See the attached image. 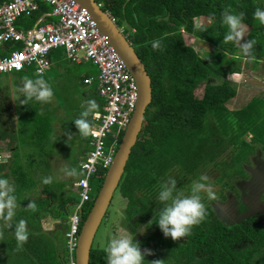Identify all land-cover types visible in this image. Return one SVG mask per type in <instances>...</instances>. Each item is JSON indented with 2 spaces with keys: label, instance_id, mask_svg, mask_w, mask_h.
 Returning a JSON list of instances; mask_svg holds the SVG:
<instances>
[{
  "label": "trees",
  "instance_id": "1",
  "mask_svg": "<svg viewBox=\"0 0 264 264\" xmlns=\"http://www.w3.org/2000/svg\"><path fill=\"white\" fill-rule=\"evenodd\" d=\"M96 2L115 19L118 28H123V35H126L151 78V103L146 109L141 132L119 182L121 195L126 200L125 212L128 219L132 213L133 202L138 198L136 194L147 192L155 180H162L167 172L173 170L171 167L174 164H180L182 169L185 167L192 170L212 159L215 154L210 157L212 153L207 152L205 157L203 150L205 147H213L214 151L223 143L220 131L228 129L227 134L234 136L235 141L231 139L232 144L237 138L251 135L248 143L241 142L236 160H247V156L253 153L256 146L264 151V99L252 98L242 110L237 105H233L234 110L227 107L230 101L237 103L234 100L237 95L235 86L228 77L242 71L241 59L245 56L238 52L241 49L235 42H224L228 29L222 23V13L226 8H231L233 14H244L243 23L248 30L246 41H256L252 50L256 59H246L251 62V68L256 70L261 62L264 63V25L253 19L255 9L263 7L256 0ZM50 11L47 4L39 1L38 9L28 17H20L16 26L22 29L32 28L43 14ZM203 18L210 23L197 25L196 21ZM51 20L52 16L49 22ZM184 35H191L209 47L206 59L185 43ZM157 39L161 40L162 51L153 50L151 46L150 42ZM48 58L51 63L49 70L59 72L57 78L69 76L72 67L88 63L70 64L62 48L51 51ZM97 73L98 71L94 75L91 72L74 74L75 81L80 82L78 86L90 87L91 91L85 95V91L78 88L85 98L76 118L90 99L98 104L96 112L102 111L104 102L97 92ZM11 74L15 78L11 80L10 86L15 92L18 87H22V78L25 75L33 79L40 77L34 74L32 67ZM89 77L93 81L87 85L84 80ZM200 88L203 90L199 95L197 92ZM5 89L6 87H0V149L12 153L9 163L0 166V178H7L16 188L19 207L14 222L19 219L27 221L29 239L24 250L17 252L14 226L11 229L3 228V221H0V229L5 233V238L0 240V264H68L65 233L69 229L70 218L80 197L77 189L71 188L73 182L54 179L50 185L42 182L44 178L51 177L46 147L55 134L54 119L43 109L44 104L35 101L28 106H21L19 101L15 106L14 101V106H11ZM16 94L23 98L22 93ZM90 120L92 123V117ZM122 136L123 133L119 142ZM87 141L88 137L84 138L85 148L79 151V157L71 167L78 171L75 182L82 175L80 158L87 152ZM106 144H110V138ZM22 153L26 157L24 162L20 160ZM219 153L220 151L217 152ZM187 156L189 159L183 161ZM230 160L233 161L234 157ZM152 164L161 166V170L149 181L145 171ZM106 171L100 165L89 179V200L81 205L78 212V233ZM138 173L140 176L144 174L145 180L142 185H137L135 191L131 180L136 179ZM30 201L37 204L38 210L35 213L26 210ZM209 213L198 230L200 238L197 244H192L194 250H201L200 257L196 262H191L194 258L191 254L188 261L190 264H258L264 260V232L258 233V229L251 225L224 228L221 222L209 220ZM46 215L55 222L54 227L49 230L43 229L42 222L47 219ZM106 247H91L90 264H107Z\"/></svg>",
  "mask_w": 264,
  "mask_h": 264
},
{
  "label": "built area",
  "instance_id": "2",
  "mask_svg": "<svg viewBox=\"0 0 264 264\" xmlns=\"http://www.w3.org/2000/svg\"><path fill=\"white\" fill-rule=\"evenodd\" d=\"M47 4L54 20L23 30L16 26L20 17L30 16L38 2ZM100 6V4H98ZM109 14V13H108ZM110 15V14H109ZM112 21L115 19L110 15ZM119 30L124 33L122 27ZM62 48L70 64L92 63L97 67V92L104 104L92 118L94 132L88 137V150L80 162L82 175L75 183L79 204L70 218L65 233L69 263L75 262L78 238V212L89 200V179L98 166L108 168L116 153L119 137L124 133L138 99L135 78L126 64L100 32L88 10L75 0H2L0 3V76L34 68L43 76L50 68L48 55ZM92 77L84 80L91 84ZM110 144L107 146V139ZM9 154L0 152V165L7 163Z\"/></svg>",
  "mask_w": 264,
  "mask_h": 264
},
{
  "label": "rangeland",
  "instance_id": "3",
  "mask_svg": "<svg viewBox=\"0 0 264 264\" xmlns=\"http://www.w3.org/2000/svg\"><path fill=\"white\" fill-rule=\"evenodd\" d=\"M256 2L261 5L264 9V0H256ZM210 23L209 20L206 18H203L201 20H197L196 24L200 25H208ZM247 29L245 31V37L242 43L246 42V36H247ZM185 43L191 47L194 48V50L204 59L207 58V52L209 51V47L204 44L202 41L196 40L191 35H184ZM237 47H240L238 43H235ZM236 53V51H234ZM242 53L241 51H238ZM246 57H243L241 59V75L237 76L236 78L233 75H229V79L235 86L237 95L234 97V100L237 103H233L230 101L228 103L227 107L229 110H234L233 105H237L238 109L242 110V108L245 107L247 102H249L252 98H262L264 99V63L261 62L259 64V67L254 70L251 68L250 63L248 62ZM72 72L69 74V76L63 75L62 77H58V73H56L55 70H49L42 76L48 83L52 86L54 91V99L49 104H44L43 109L49 113L53 119L54 124L57 122V120L60 119V116L63 115L62 119H60L61 123H56L54 125L55 134L53 135L52 139L50 140V143L48 147H46V155L49 156V173L51 174L52 179L57 181H67L69 183L73 182V185L71 188L74 190L75 188V181L77 177H67L63 171V169H69L73 166L74 161H76L79 157V151L83 150L85 148V145L83 143L84 137H82L78 133V129L76 128L74 124V120L76 118V113L79 107L83 106L82 101L85 98L84 93H82L79 89L82 91H85L86 94H90V87H84L80 88L78 85L80 82L75 81L76 77H74V74L84 73V72H91L92 75L95 74L97 71V67L92 66L89 63L83 64L78 67H72ZM239 80H234L238 79ZM15 78L14 74H9L8 76H1L0 77V87L5 89L6 94L9 96H5L8 101H15V106H17V103L19 99L22 98V96H19L16 94L14 90H12L11 87H9V83H11V79ZM6 81V85H4V82ZM8 81V82H7ZM79 88V89H78ZM203 89L200 88V90L197 92L199 95L201 94V91ZM261 106V105H260ZM19 107V105H18ZM18 107L16 108L18 111ZM262 108V107H261ZM222 135L221 140L223 143L213 151L212 148H204L203 153L205 154V157H207V152L212 153L214 157L212 159H209L213 162V165L216 166V168L213 167V180H215V183L226 181L230 177H233L234 175H237L241 173L242 167L240 165V160H236V157L239 156V151L241 148V142H249L251 135H244L240 138H237L236 142L231 143V139L234 140V136L232 134L228 135V129L224 132L220 131ZM69 134H71L69 136ZM235 141V140H234ZM260 152L264 158V152L261 150V147L258 146L256 148ZM88 150V147H87ZM262 152H261V151ZM217 154V152H219ZM234 160L231 161V159ZM189 157L187 156L183 158V161L188 160ZM180 164H174L172 167L176 169L177 174H180L182 172V167ZM170 166V165H169ZM163 167V166H162ZM171 167V168H172ZM170 168V169H171ZM161 170V166L159 165H150L148 170L145 171L146 178L150 181L152 178L154 179L156 176V172ZM169 170V169H167ZM184 170V167H183ZM166 171V170H165ZM179 176V175H178ZM124 179V178H123ZM122 179V180H123ZM145 180L144 174L140 176V173H138V176L136 179H132L131 182L134 184V188L136 191L137 185H142V183ZM157 182V180H155ZM68 187V185H67ZM188 188V186L186 187ZM185 185H184V189ZM131 190V189H130ZM191 191V190H190ZM120 187L118 185L117 189L115 190L112 200L110 202V205L107 209L106 215L104 219L102 220L94 241L92 243V247H98L101 249H104L107 246V243L109 242L113 236H124L125 233H123V228L120 227V223H122L123 219L121 218V212L126 206V201L124 199H121L119 196ZM138 192V191H137ZM137 195H140L139 192ZM147 205V201L143 198H140L138 200H135L133 202L134 208L141 207ZM47 219L43 220V229L49 230L54 227V220L49 215H46ZM128 236V235H127ZM158 240L156 241L158 246L160 247H166L169 246L171 248V251L174 250V248L171 245L170 238H166L162 232L158 234L156 237ZM264 258V256H263ZM264 260H262L258 264H262Z\"/></svg>",
  "mask_w": 264,
  "mask_h": 264
},
{
  "label": "clouds",
  "instance_id": "4",
  "mask_svg": "<svg viewBox=\"0 0 264 264\" xmlns=\"http://www.w3.org/2000/svg\"><path fill=\"white\" fill-rule=\"evenodd\" d=\"M243 19V13L239 15L233 14L231 8H226L223 11L222 23L228 29L224 36V42L238 43L243 55L250 61H254L256 57L252 50L256 41L247 40L242 43L246 31ZM253 19L264 25V9L256 8L253 13ZM150 43L153 50H163L161 40H153ZM22 80V87L16 89L17 93L23 94V98L19 99L21 106H28L32 101L40 104H49L53 101V88L42 76L33 79L25 75ZM97 109L98 104L94 99L87 100L83 111L74 120L78 133L84 138L89 137L94 132L90 117H95ZM1 153L9 154L3 151ZM10 158L11 154H9L7 163L0 166L7 165ZM63 171L67 177L78 175L76 168H71L70 170L66 168ZM42 182L45 185H50L53 182L52 177L44 178ZM205 195L208 200L217 199L207 175L199 177V180L191 186V194L187 196L177 189L175 178H169L167 183L161 185L157 201L162 207L156 213V224L166 238L170 237L173 241H177L190 236L193 228L205 221L208 215L205 203L203 202ZM18 207L15 186L7 178H0V221H3V228L11 229L14 226L15 250L21 252L24 250V245L29 239V232L25 219H19L14 222ZM26 210L35 213L38 210L36 202L30 201ZM4 238L5 233L3 229H0V240ZM105 252L107 264H147L145 256L153 255L150 250L145 249L141 251L139 242H134L133 238L129 236H113L107 243ZM150 264H163V261L154 260Z\"/></svg>",
  "mask_w": 264,
  "mask_h": 264
},
{
  "label": "flooded vegetation",
  "instance_id": "5",
  "mask_svg": "<svg viewBox=\"0 0 264 264\" xmlns=\"http://www.w3.org/2000/svg\"><path fill=\"white\" fill-rule=\"evenodd\" d=\"M256 147L253 153L247 156V160L240 162L241 173L226 181L215 183L213 167L216 166L211 160H207L199 164L197 169L188 170L190 168L184 167L180 174H177L176 169L172 167L173 170L167 172V176L162 177V180L152 183L147 192L136 194L138 197L136 200L143 198L147 201V205L145 209L132 207L130 219L127 218L125 206L121 212L123 221L120 227L124 229V236L128 235L134 242H139L141 251L147 249L153 253L145 256L147 264L154 260H162L163 264H190L188 261L191 254L194 257L191 262H196L200 257L201 250H194L192 244H197L200 238L198 230L201 224L193 228L190 236L177 241L169 237L173 251L169 246L163 248L158 246L156 242L158 240L156 237L162 232L156 224V213L162 207L157 201V195L161 185L167 183L169 178H175L177 189L187 196L191 194V186L199 180V177L207 175L217 196L216 200H208L206 195L204 196L203 202L207 212L210 211L209 220L221 222L224 228H243L245 225H251L254 229H258V233L264 232V158L260 152H257ZM184 185L188 188L184 189ZM119 196L124 199L121 192Z\"/></svg>",
  "mask_w": 264,
  "mask_h": 264
},
{
  "label": "water",
  "instance_id": "6",
  "mask_svg": "<svg viewBox=\"0 0 264 264\" xmlns=\"http://www.w3.org/2000/svg\"><path fill=\"white\" fill-rule=\"evenodd\" d=\"M84 6L98 29L104 34L115 51L124 61L128 71L135 78L138 87V99L131 119L119 142L111 165L107 168L101 187L92 206L80 226L75 249L76 264H90V251L96 232L104 219L107 209L117 189L125 166L138 135L141 132L144 116L152 99L151 78L144 64L135 52L127 37L122 34L110 15L101 9L96 0H75Z\"/></svg>",
  "mask_w": 264,
  "mask_h": 264
},
{
  "label": "crops",
  "instance_id": "7",
  "mask_svg": "<svg viewBox=\"0 0 264 264\" xmlns=\"http://www.w3.org/2000/svg\"><path fill=\"white\" fill-rule=\"evenodd\" d=\"M24 17H28V16H24ZM49 19H51V16H49L48 15V13H46V14H43L42 16H41V18L36 22V24L34 25V26H36L38 23H39V21H42V22H44V23H47V22H45V20L46 21H48L49 22ZM52 19L54 20V18L52 17ZM52 21V20H51ZM34 26H32V27H34ZM22 29V28H21ZM247 29V28H246ZM23 30H26V29H23ZM247 33H248V30H247ZM246 33V34H247ZM244 60H246V59H244ZM248 60V59H247ZM7 75V74H6ZM9 75V74H8ZM235 78L237 77V76H240L241 75V72L239 73V74H236V73H234V74H232ZM5 76V75H4ZM239 78L240 77H238V79H234V80H239ZM12 80V79H11ZM8 82V81H7ZM10 84H12V82L11 83H9V87H11L10 86ZM4 85H6V81L4 82ZM8 103H9V101H8ZM14 104V102L13 101H11V103H10V105L11 106H14L13 105ZM55 115L56 116H60V119H62V117H63V115H58V114H56L55 113ZM11 118H12V116H10ZM60 119L59 120H57V122L56 123H61L60 122ZM56 123L54 124V125H56ZM12 150H13V148H12ZM8 152L9 154H11L12 153V151H6V150H4V149H0V152ZM84 157H82V158H80V162L82 161V159H83ZM20 160L22 161V162H24V160H26V157L23 155V153L20 155Z\"/></svg>",
  "mask_w": 264,
  "mask_h": 264
}]
</instances>
